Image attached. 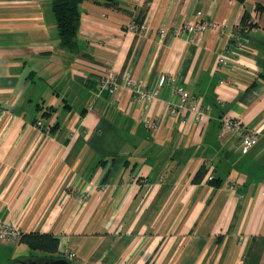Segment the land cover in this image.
Wrapping results in <instances>:
<instances>
[{
    "label": "crops",
    "instance_id": "obj_1",
    "mask_svg": "<svg viewBox=\"0 0 264 264\" xmlns=\"http://www.w3.org/2000/svg\"><path fill=\"white\" fill-rule=\"evenodd\" d=\"M196 20L219 26L174 32ZM76 41L59 45L51 0H0V218L72 264H264V0H82ZM107 69L175 80L143 102L99 89ZM175 85L207 113L171 114ZM228 117L256 143L221 134ZM44 255L0 243V264Z\"/></svg>",
    "mask_w": 264,
    "mask_h": 264
},
{
    "label": "built area",
    "instance_id": "obj_2",
    "mask_svg": "<svg viewBox=\"0 0 264 264\" xmlns=\"http://www.w3.org/2000/svg\"><path fill=\"white\" fill-rule=\"evenodd\" d=\"M219 26L218 23L214 21H205V20H196L194 22H183L178 27L175 28L174 32L177 33H189L194 30L200 32L207 29H214ZM138 28L135 21V15H132L131 22L128 25V29L136 30ZM141 28H145L144 25H141ZM232 44L235 46H240L242 41L241 37L238 34H231ZM226 59L224 56L218 57V64L224 65ZM175 80L174 76L170 74H160L158 76V84L153 89H148L146 85L138 80L133 79L131 73L126 71L122 75V81L118 79L116 74L112 69H107L103 74H101L97 79V85L101 90H107L108 92H114L121 85L128 87L139 100L143 102H150L154 99L158 92V87L162 82L173 83ZM172 91L178 95V103H173L170 107V113L173 115L178 114L180 111L188 109L195 113L196 118H199L202 115L207 113V107L203 106L200 99L191 95L187 92L183 86L175 85L172 87ZM143 124L146 127L154 128L157 123L154 119L150 117L143 118ZM37 126L42 128V123L37 122ZM44 129V127H43ZM226 132H233L239 137V143L243 149H248L254 143H256L259 137V131L255 129H250L246 125L240 123L237 119L233 118H223L221 119L220 133L224 134ZM213 176H210L212 179ZM264 194V192H262ZM21 230L14 224L4 221L0 218V243L8 242L15 243L19 241L21 236ZM65 255L68 258H71L75 255L74 252L65 251Z\"/></svg>",
    "mask_w": 264,
    "mask_h": 264
},
{
    "label": "trees",
    "instance_id": "obj_3",
    "mask_svg": "<svg viewBox=\"0 0 264 264\" xmlns=\"http://www.w3.org/2000/svg\"><path fill=\"white\" fill-rule=\"evenodd\" d=\"M242 3L244 0H237ZM82 0H51V11L54 16L59 45L68 51H75L77 48L76 34L79 26L80 4ZM248 14L243 15V22H246ZM19 242L27 244L31 249L43 252L44 259L52 260L65 258L58 253V239L47 232H24L21 233ZM41 259L22 261H42ZM68 260V259H67Z\"/></svg>",
    "mask_w": 264,
    "mask_h": 264
},
{
    "label": "water",
    "instance_id": "obj_4",
    "mask_svg": "<svg viewBox=\"0 0 264 264\" xmlns=\"http://www.w3.org/2000/svg\"><path fill=\"white\" fill-rule=\"evenodd\" d=\"M23 264H72V263L65 258H56L52 260L24 262Z\"/></svg>",
    "mask_w": 264,
    "mask_h": 264
}]
</instances>
